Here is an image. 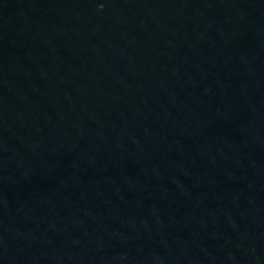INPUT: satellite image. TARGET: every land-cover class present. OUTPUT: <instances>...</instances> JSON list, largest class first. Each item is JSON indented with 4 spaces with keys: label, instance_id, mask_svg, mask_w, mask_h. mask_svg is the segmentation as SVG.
Listing matches in <instances>:
<instances>
[{
    "label": "water",
    "instance_id": "1",
    "mask_svg": "<svg viewBox=\"0 0 264 264\" xmlns=\"http://www.w3.org/2000/svg\"><path fill=\"white\" fill-rule=\"evenodd\" d=\"M0 264H264V0H0Z\"/></svg>",
    "mask_w": 264,
    "mask_h": 264
}]
</instances>
